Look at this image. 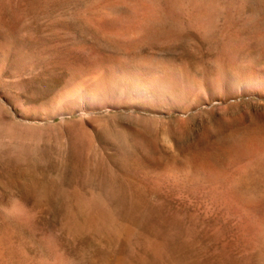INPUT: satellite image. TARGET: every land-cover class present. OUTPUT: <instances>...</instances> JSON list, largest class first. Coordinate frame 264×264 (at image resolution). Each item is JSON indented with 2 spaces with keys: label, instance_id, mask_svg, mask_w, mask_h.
<instances>
[{
  "label": "rangeland",
  "instance_id": "obj_1",
  "mask_svg": "<svg viewBox=\"0 0 264 264\" xmlns=\"http://www.w3.org/2000/svg\"><path fill=\"white\" fill-rule=\"evenodd\" d=\"M40 247L264 264V0H0V262Z\"/></svg>",
  "mask_w": 264,
  "mask_h": 264
},
{
  "label": "bare ground",
  "instance_id": "obj_2",
  "mask_svg": "<svg viewBox=\"0 0 264 264\" xmlns=\"http://www.w3.org/2000/svg\"><path fill=\"white\" fill-rule=\"evenodd\" d=\"M24 251L26 252L27 250ZM59 251L61 253L57 254L56 251L50 248L40 247L37 250H33L30 255L28 253V257L19 258L15 264H123L120 253L128 250L123 247H117L109 251L93 250L89 254H81L70 248H61ZM132 256L133 262L137 263L136 255L132 254Z\"/></svg>",
  "mask_w": 264,
  "mask_h": 264
}]
</instances>
